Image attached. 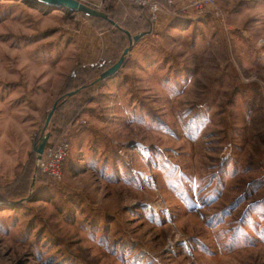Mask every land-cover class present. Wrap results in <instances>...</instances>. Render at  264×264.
I'll return each mask as SVG.
<instances>
[{"label": "rangeland", "instance_id": "1", "mask_svg": "<svg viewBox=\"0 0 264 264\" xmlns=\"http://www.w3.org/2000/svg\"><path fill=\"white\" fill-rule=\"evenodd\" d=\"M77 1L145 35L114 78L62 100V180L35 179L52 105L100 75L80 40L114 62L129 40L0 0V264H264V0H215L220 19L181 9L149 33L129 0Z\"/></svg>", "mask_w": 264, "mask_h": 264}, {"label": "built area", "instance_id": "2", "mask_svg": "<svg viewBox=\"0 0 264 264\" xmlns=\"http://www.w3.org/2000/svg\"><path fill=\"white\" fill-rule=\"evenodd\" d=\"M132 4L140 8L148 9L152 22H157L159 14L167 9L159 4V0H129ZM167 6H175L177 0H163ZM187 4L181 11L192 14L196 19L207 16H216L220 19L222 12L218 10L215 0H180ZM71 151L70 142L66 139L48 141L44 152L39 159L35 160L36 172L34 178L43 175L48 180L59 183L63 176L64 163Z\"/></svg>", "mask_w": 264, "mask_h": 264}, {"label": "water", "instance_id": "3", "mask_svg": "<svg viewBox=\"0 0 264 264\" xmlns=\"http://www.w3.org/2000/svg\"><path fill=\"white\" fill-rule=\"evenodd\" d=\"M29 1H36L38 3L50 6L53 8V10H68L70 12H79L84 15H88L91 18L99 19L102 21L107 22L111 26H113L115 29H117L119 32L125 34L129 40L128 46L125 48L121 56L119 57L118 61L106 72L102 73L97 80L92 82L88 86H82L72 92L67 93L64 95L62 98L58 99L53 105L48 113L43 127L41 129V133L39 135L38 140L34 144L33 148V154L34 157L39 159L41 155L44 152L45 146L49 141L50 138V130L51 127L53 126V119H54V114L59 107L60 103L62 100H64L66 97H72L76 94H78L81 90H87L93 87H96L97 85H101L108 81L111 78H114L118 72L125 66L128 57L130 55V52L132 51L133 47L137 42L140 41V39L145 35V34H140L138 36H133L128 30H125L122 28L114 19H112L108 14L102 11L95 10L91 7H88L87 5H83L79 3L78 1L75 0H29Z\"/></svg>", "mask_w": 264, "mask_h": 264}, {"label": "crops", "instance_id": "4", "mask_svg": "<svg viewBox=\"0 0 264 264\" xmlns=\"http://www.w3.org/2000/svg\"><path fill=\"white\" fill-rule=\"evenodd\" d=\"M175 8L177 11H180L181 9H184L186 8L187 4L183 3V2H180V1H176V4H175ZM64 11V10H62ZM67 11V10H65ZM69 12V11H67ZM175 19V16L173 13L171 12H161L159 14V18H158V26L159 27H164V26H168L170 23H172ZM80 43L83 44V47H84V50L82 49L79 53H78V60L80 63H95L99 60V49H98V46L96 43L93 44V43H89L87 42V40H80ZM54 125V124H53ZM52 129H53V126L51 127V130H50V139L51 136H52ZM17 178V177H16ZM15 178V179H16ZM14 179V181H15ZM12 182V181H11ZM12 184V183H11Z\"/></svg>", "mask_w": 264, "mask_h": 264}, {"label": "trees", "instance_id": "5", "mask_svg": "<svg viewBox=\"0 0 264 264\" xmlns=\"http://www.w3.org/2000/svg\"><path fill=\"white\" fill-rule=\"evenodd\" d=\"M26 1H29V0H26ZM159 4L161 5V6H163V7H166L167 8V10H169V12H171V13H173V14H178L179 16L181 15V16H184V13H182V12H179V11H177V10H175V6H173V7H171V6H167V3L165 2V1H163V0H159ZM139 8V10H141L143 13H144V15H145V17L147 18V20L149 21V29H148V33L151 31V29H152V27H151V25H152V21H151V17H150V15H149V12H148V9H146V8H140V7H138ZM107 53V51H104L103 52V54H106ZM102 54V55H103ZM119 59V58H118ZM118 59H117V61H118ZM115 61V56L112 58L111 57V59L108 61V59H105V60H103V56L101 57V58H99V60L97 61V62H95V63H91V64H84L83 66H82V68L83 69H86L87 70V72H92V71H99V73H97V74H102V73H104V72H106L108 69H110L116 62H114ZM109 64H113V65H109ZM109 66V67H108ZM100 68V69H99ZM99 69V70H98ZM101 70V71H100ZM73 74L74 73H72L71 74V76H73ZM99 75V76H100ZM76 77V76H75ZM72 87V86H71ZM71 87H68V88H71ZM74 88V87H73ZM70 89H67V91H69ZM70 92H72V91H70ZM69 93V92H68ZM67 94V93H66ZM65 94V95H66ZM67 98V97H66ZM65 98V99H66ZM61 103H63V101L61 102ZM60 103V104H61ZM60 119L59 118H56V120H55V123H54V125L56 124V125H58V124H60ZM52 138V137H51ZM53 139H50L49 141H52ZM35 160H36V158H35ZM41 178H45L46 180H48L47 179V177H45V176H43V175H41L40 176Z\"/></svg>", "mask_w": 264, "mask_h": 264}, {"label": "bare ground", "instance_id": "6", "mask_svg": "<svg viewBox=\"0 0 264 264\" xmlns=\"http://www.w3.org/2000/svg\"><path fill=\"white\" fill-rule=\"evenodd\" d=\"M75 1H77V0H75ZM79 2V1H78ZM80 3V2H79ZM82 4V3H81Z\"/></svg>", "mask_w": 264, "mask_h": 264}]
</instances>
